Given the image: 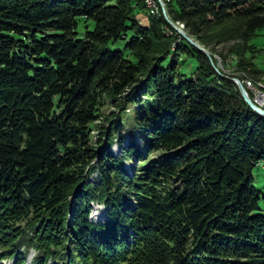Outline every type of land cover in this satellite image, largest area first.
I'll return each instance as SVG.
<instances>
[{
    "label": "trees",
    "instance_id": "16d2710c",
    "mask_svg": "<svg viewBox=\"0 0 264 264\" xmlns=\"http://www.w3.org/2000/svg\"><path fill=\"white\" fill-rule=\"evenodd\" d=\"M131 3L0 0V259L264 264V190L251 172L264 161V115L201 51L165 35L160 14L141 23ZM166 11L202 44L230 28L237 66L258 74L243 57L264 0H168ZM78 20L92 27L78 34ZM186 53L197 57L188 73L177 66ZM107 101L133 104L140 131L117 156L121 123H93ZM93 203L105 207L96 221Z\"/></svg>",
    "mask_w": 264,
    "mask_h": 264
},
{
    "label": "rangeland",
    "instance_id": "374dc122",
    "mask_svg": "<svg viewBox=\"0 0 264 264\" xmlns=\"http://www.w3.org/2000/svg\"><path fill=\"white\" fill-rule=\"evenodd\" d=\"M131 1V0H130ZM132 0V3H136L139 0ZM140 2V1H139ZM161 7L157 9L156 12H154V15L160 14L164 21L166 22L162 27V31L165 35L170 34H177L178 37H176L174 41H176L179 37L182 38L184 41H186L177 31L176 29H173V27L165 20L162 11L167 15V17L176 25L178 20H173L169 17V14L166 11L167 8V2L168 0H162ZM131 3V4H132ZM142 7L133 6V13L134 16L137 17V19L143 23L145 22V16L146 14H152L149 12V10H146V7L142 2ZM158 12V13H157ZM152 14V15H153ZM92 20H87L85 23L83 21L78 20L76 23V30L78 34H81V31L85 28H91L92 27ZM180 21H178V27L183 30L185 33L186 30L183 26V24ZM233 22H227L225 25H234ZM231 29L227 28L226 26H221L218 28H213L210 32L211 40L208 44H202L201 42H198L209 54V58L205 55L210 67L220 76L229 79L237 88L236 81H239L241 85L243 86L244 90L247 84L245 82L255 84L256 86H260L262 90H264V26L256 29L254 33H252L247 39H246V45L247 48L244 51V57L245 59H248L252 62V67L256 70H258V74L250 73L249 71L245 70L244 68L237 66V61L239 59L238 54L235 50H237L239 47L237 43H240L238 40L235 39H227L224 36H228ZM190 35L189 33H187ZM215 34V35H213ZM191 36V35H190ZM213 37H218L219 41H212ZM124 42L123 38H118L112 42H108L107 46L111 49L114 48H120ZM172 42V45L174 43ZM187 42V41H186ZM189 43V42H188ZM190 44V43H189ZM194 47V46H193ZM198 50V49H197ZM200 51V50H199ZM177 66L185 72L191 71V69L194 67V65L197 64V57H193L191 55L186 54H179L177 57ZM251 80V82H250ZM258 84V85H257ZM150 81H145V88H150ZM238 90V88H237ZM246 92V91H245ZM247 94V93H246ZM248 96V94H247ZM250 99V98H249ZM99 112L101 115H99L93 123L101 124V122L106 123L101 119L102 115L108 116L112 118V125L114 126L117 122L121 123L120 131H121V140L120 143L118 141H112V143L109 144V148L112 150L114 155H118L121 151V146L126 143L129 132L135 133L134 134V140L137 145L141 144V139L139 138V128L137 119L135 118V112L133 104L127 103V104H121L120 108H116V106L111 102H105L100 106ZM96 132H98V128L91 129V135L92 139L94 138V135H96ZM139 133V134H138ZM252 176H253V184L254 186L262 192L264 190V161L260 160L257 163H255L252 166L251 169ZM94 180L96 178V173L93 172L91 175L88 176V179ZM259 205L264 208V204L261 198L258 199ZM94 204V205H93ZM93 206H97L99 208L104 209V205L102 203H93ZM92 212L91 216L93 214L94 208L91 206ZM103 211V210H102ZM104 216V215H103ZM92 219V218H91ZM93 220V219H92ZM98 220V219H96ZM94 220V221H96ZM0 263L3 264H14V260L11 258H1ZM26 264V263H25Z\"/></svg>",
    "mask_w": 264,
    "mask_h": 264
},
{
    "label": "water",
    "instance_id": "95a60500",
    "mask_svg": "<svg viewBox=\"0 0 264 264\" xmlns=\"http://www.w3.org/2000/svg\"><path fill=\"white\" fill-rule=\"evenodd\" d=\"M162 14L165 18V20L174 28L176 29V31L187 41L189 42L192 46H194L196 49L200 50L201 52H203L208 59H210L208 52L194 39L192 38V36L188 35L187 33H185L183 30H181L177 25H175L168 17L167 15H165V13L162 11ZM236 85L238 88V92L241 96V98L244 100V102L251 108L253 109L255 112L264 115V109L257 106L256 104H254L249 97L247 96L243 86L241 85V83L239 81H236ZM94 205V204H93ZM92 205V207H93ZM91 211V210H90ZM103 214L105 216V208L103 209ZM88 217L90 218V212Z\"/></svg>",
    "mask_w": 264,
    "mask_h": 264
},
{
    "label": "bare ground",
    "instance_id": "6f19581e",
    "mask_svg": "<svg viewBox=\"0 0 264 264\" xmlns=\"http://www.w3.org/2000/svg\"><path fill=\"white\" fill-rule=\"evenodd\" d=\"M132 1V0H131ZM136 1V0H135ZM134 1V2H135ZM140 2H142L143 4H144V6L146 7V10L148 9L149 10V12H151L152 14L154 13V12H156L157 11V9L159 8V7H161V4L163 3L162 2V0H139ZM163 5V4H162ZM158 13V12H157ZM181 24V23H180ZM177 26L179 25L178 24V21H177V24H176ZM174 29V28H173ZM250 82H251V80H250ZM252 83V82H251ZM251 83H248L247 82V84H248V86L250 87V89L251 90H253V91H256V92H260L261 94H264V90H262L261 88H260V86L258 85V86H256L255 84H251ZM93 208H94V211H93V214H92V216H91V213H90V219L92 218L93 220H96V219H101L102 217H103V209L102 208H99V207H97V206H93ZM91 212H92V210H91Z\"/></svg>",
    "mask_w": 264,
    "mask_h": 264
},
{
    "label": "built area",
    "instance_id": "2783aa9c",
    "mask_svg": "<svg viewBox=\"0 0 264 264\" xmlns=\"http://www.w3.org/2000/svg\"><path fill=\"white\" fill-rule=\"evenodd\" d=\"M245 83L247 84V82ZM245 91L248 94V97L250 98V100L254 104L264 109V94L251 90L248 84L245 87Z\"/></svg>",
    "mask_w": 264,
    "mask_h": 264
}]
</instances>
